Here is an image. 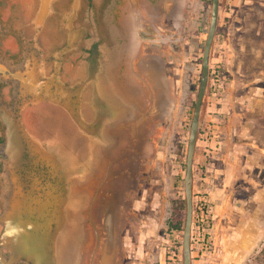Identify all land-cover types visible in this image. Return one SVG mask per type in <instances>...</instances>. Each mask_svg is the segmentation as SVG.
<instances>
[{
	"label": "rangeland",
	"instance_id": "1",
	"mask_svg": "<svg viewBox=\"0 0 264 264\" xmlns=\"http://www.w3.org/2000/svg\"><path fill=\"white\" fill-rule=\"evenodd\" d=\"M212 1L108 0L98 15L103 28L93 27L90 10L84 45L66 50L65 38L51 36L44 23L35 29L37 0H0V62L18 65L31 51L36 60L20 75L23 97H33L17 110L21 166L31 185L49 190L53 210L61 207L43 264H183L184 231L172 235L168 220L175 201H185ZM47 75L77 112L40 83ZM3 97L9 104L7 90ZM54 154L55 165L47 161ZM7 177L0 170V216L10 198ZM193 195L196 222L206 206L212 226L202 252L199 225H192L191 264H264V250L251 259L246 248L250 237L264 235V0L219 2ZM16 216L13 210L9 220ZM2 222L0 264H22L21 257L41 264L1 236Z\"/></svg>",
	"mask_w": 264,
	"mask_h": 264
},
{
	"label": "flooded vegetation",
	"instance_id": "2",
	"mask_svg": "<svg viewBox=\"0 0 264 264\" xmlns=\"http://www.w3.org/2000/svg\"><path fill=\"white\" fill-rule=\"evenodd\" d=\"M107 2L108 0H51L49 10L44 15L42 22H39L40 25L35 23V26L37 25L35 29L37 32H40L44 22V25L46 26V32L49 30L51 36L58 37V35H60L61 37L65 38V44L62 49L71 50L75 47L80 48L84 45V41L86 40L89 33L88 30L90 28V19L86 18L89 11L93 10L92 18L94 19H92L90 16L89 18H91L93 27L99 31L103 27H101L102 25L100 24L98 15H100V12L104 9V7L107 6ZM35 5L36 8H34V15L35 22H37L39 15L42 14L41 10L43 8V0H37ZM34 54L33 51L29 52L23 59L22 63L14 66L7 62H0V106H5L10 112L14 111V106L18 102L25 104L24 102L33 99L31 96L27 98L23 97V91L21 89L22 79L20 78V75H23V77L26 78L27 68L29 67L31 70H33L32 68H36ZM12 60L14 61L15 58L13 57ZM40 83L45 85H48L49 83L52 87L51 91L54 93L56 101L58 100L59 103H63L62 105L64 107L67 105L69 110L70 108L73 110L72 113H74V111L77 112V109L74 108V103L70 104V102H68V98L66 100L63 97L62 93L57 90V85L55 83L53 84V81L50 80V76L47 75L46 81H44V79L40 76ZM5 90H7V95L10 99L9 104H4L5 102L3 103L1 101L4 98L3 94ZM0 126H3V132L0 135V146L3 145V148L0 150V170L5 173L7 171V178L10 180V186H8L10 191V198L8 197L7 199L8 205L5 202L8 207H5L3 210L4 214L0 216V220L3 221L1 236L3 237L5 231L7 230L6 222L9 220L6 218L12 214V211L9 210L12 209L11 206L17 200L21 199L20 194L22 193L25 196V202H23L20 209L22 210V219L23 221L26 220L28 223L33 224L32 228L25 230L31 236L33 235L37 239H41L43 234L41 231L42 226L47 223L52 224L53 222L51 215L55 205L52 206L50 203H47L51 197V193L48 192L49 190H47V188H43V184H41L40 187H35L33 186L35 185L34 182L30 180L27 181V175L30 173V171L29 168L25 166V164H23V166L20 165V169L18 171H8L4 163V160L6 159L4 154V147L6 143L5 126L2 124L1 120ZM95 126H97V123ZM12 174L18 176V181H14ZM20 185L23 188H21ZM44 232L46 231L44 230ZM38 234L41 238L38 237ZM20 259L22 264H32V262L26 257H21Z\"/></svg>",
	"mask_w": 264,
	"mask_h": 264
},
{
	"label": "water",
	"instance_id": "3",
	"mask_svg": "<svg viewBox=\"0 0 264 264\" xmlns=\"http://www.w3.org/2000/svg\"><path fill=\"white\" fill-rule=\"evenodd\" d=\"M219 2L220 0H213L212 1V11H211V22H210V28L209 33L207 36V40L205 43V49L203 54V63H202V76H201V84L198 91V96L196 100L195 110L193 114L192 119V125L190 130V136H189V145H188V151H187V159H186V175H185V203H186V225H185V231H184V242H183V264H191L192 261V252H191V234H192V225H193V215H194V195H193V168H194V155L196 150V143H197V136H198V129H199V121H200V114L202 109V104L204 100V95L207 89L208 85V76H209V67H210V54H211V48L212 44L215 38L217 25H218V17H219ZM22 106V102H18L14 106V111L10 112L5 106H0V120L2 124L5 126V138L6 143L4 147V154L6 156V159L4 160V163L8 169V171H18L20 169V165L22 162V159L25 155V143L23 141L22 137V127L21 124L18 121L17 118V110H19ZM64 108L68 109V106L66 105ZM71 111H73L70 108ZM93 124H87L85 122H81V127H84V129H87L88 127H92ZM18 150V157L16 154L17 159V165L14 160L15 156L12 154L14 151ZM20 148L22 149L21 156H19ZM12 151V152H11ZM48 156V155H47ZM51 159V160H50ZM53 159V160H52ZM55 154L52 156H48L47 161L52 162L54 164L55 162ZM13 163V164H12ZM15 163V164H14ZM59 161L57 162V164ZM55 165V164H54ZM60 165V164H59ZM58 165V166H59ZM65 192V193H64ZM63 194L67 196L66 191H64ZM53 201H60L58 196L53 197ZM16 202L11 206V210L9 211H15L16 210ZM59 209H54L52 214L55 217L53 220V223L45 224L42 226V229L45 230L46 235L50 237L48 239V242L45 238H42L41 245L46 249L48 252H46V255H49V252L51 251L48 245L54 244V238L57 236V232L59 229V223L61 222L62 217L61 215V207ZM21 205H18L17 210L19 212H22ZM42 212V211H41ZM10 216L6 218L9 220ZM29 229V228H26ZM8 237V236H6ZM15 238L18 240V236L10 237ZM53 240V241H52ZM30 243V244H29ZM28 245H31V247L37 246V244H33L30 241L27 242ZM18 251H19V245H16ZM53 248V247H52ZM42 252V251H41ZM43 264V261L41 262Z\"/></svg>",
	"mask_w": 264,
	"mask_h": 264
},
{
	"label": "bare ground",
	"instance_id": "4",
	"mask_svg": "<svg viewBox=\"0 0 264 264\" xmlns=\"http://www.w3.org/2000/svg\"><path fill=\"white\" fill-rule=\"evenodd\" d=\"M57 3V2H56ZM30 4V3H29ZM50 5H51V0H43V8H42V14H40L39 15V22H42V20H43V17H44V15L46 14V11H48L49 10V7H50ZM75 11V10H74ZM41 13V12H40ZM68 15V14H67ZM44 23V22H43ZM39 24V23H38ZM133 27V26H132ZM133 32V31H132ZM133 41L134 42H137V40L135 39V38H133ZM139 41V40H138ZM137 44V43H136ZM132 47V46H131ZM132 58V57H131ZM31 80V77L30 78H28L27 80H24V82H26V86H29L30 85V83H29V81ZM31 82V81H30ZM32 88V90H30L33 94H35L37 91H38V88L37 87H31ZM136 92V91H135ZM135 92L133 91V92H130V96L131 97H133V96H135L136 94H135ZM135 94V95H134ZM105 107V106H104ZM51 108V107H50ZM51 111H53V110H51ZM22 134V133H21ZM22 137H23V135H22ZM52 137V136H51ZM24 141V140H23ZM26 141V140H25ZM37 143H39V142H37ZM40 143H41V141H40ZM35 144H36V142H35ZM60 147V146H59ZM58 147V148H59ZM51 148H52V144H51ZM18 150H19V148L17 149V151H14L12 154H14V156H15V158H14V160H15V162H16V165H17V160H20L19 158L17 159V157H18ZM22 151V149L20 148V153H19V156H21V152ZM12 152V151H11ZM56 153V152H55ZM59 153V152H58ZM16 154H17V157H16ZM60 156V155H59ZM21 161V160H20ZM13 164V163H12ZM15 164V163H14ZM62 165V164H61ZM18 173V172H17ZM15 175V174H14ZM18 177V176H17ZM17 177H15L14 178V181L16 182V181H18V178ZM19 184V183H18ZM25 196L21 193L20 194V200H18L16 203H17V207H18V205H22L23 204V202H25V198H24ZM30 200V199H29ZM17 207H16V219L14 220V223L13 224H17V225H20V226H22L24 229H26V227H24V226H28V228H32V225L33 224H31V223H28L26 220L25 221H23V219H22V216H21V213L22 212H19V211H17ZM25 216V215H24ZM29 226H31V227H29ZM33 228H35V227H33ZM38 228V227H37ZM31 231V230H30ZM42 232H43V234H42V238H45L46 239V241H47V237H46V233L44 232V230L42 229L41 230ZM36 234V233H35ZM38 237H40L39 236V234H38ZM40 237V238H41ZM42 238L41 239H37L36 237H34L33 235L31 236L30 234H28V232L26 231V230H24V232L23 233H21L19 236H18V240L17 239H15V238H13V243H14V245L16 246V245H19V248L21 249V250H23V252H25V253H27V254H29L30 256L29 257H35V258H37V259H39V261H43L44 262V260H45V258L44 257H46V256H48V258H50V256L49 255H46L45 253L46 252H48L47 251V249H46V247H47V245L45 246V248L41 245V240H42ZM28 241H30L31 243H35V244H37V246H34V247H31V245H28L27 244V242ZM30 244V243H29ZM49 247V246H48ZM51 247V246H50ZM21 250H19V252H21ZM50 250H51V248H50ZM42 251V252H41ZM51 253V251L49 252V254ZM85 258H87L86 256H85Z\"/></svg>",
	"mask_w": 264,
	"mask_h": 264
},
{
	"label": "trees",
	"instance_id": "5",
	"mask_svg": "<svg viewBox=\"0 0 264 264\" xmlns=\"http://www.w3.org/2000/svg\"><path fill=\"white\" fill-rule=\"evenodd\" d=\"M195 104L196 103H194V106ZM197 220L198 222H196V217L194 213L193 224L199 225V232H200L201 237H203L202 238L203 242H200L201 248H202L201 251L202 252L208 251L209 249L208 239L210 237V229H211L212 224H211V219L209 217L206 206H204L202 209V212L199 213ZM185 225H186V203L182 199V200L175 201L174 203L173 211L168 220V230L172 232V235H174L175 233L178 234V233L185 231Z\"/></svg>",
	"mask_w": 264,
	"mask_h": 264
},
{
	"label": "crops",
	"instance_id": "6",
	"mask_svg": "<svg viewBox=\"0 0 264 264\" xmlns=\"http://www.w3.org/2000/svg\"><path fill=\"white\" fill-rule=\"evenodd\" d=\"M249 239L250 240H248L247 245H246V248L249 251L248 254H247V257L251 258V259L252 258L254 259L255 257L260 256V254L264 250V242H261V239L264 240V235L263 236L257 235V236H254V237H250ZM254 244L258 245V250H257V252L253 251V255L251 256L252 251H250V250H253L252 245H254ZM259 244L261 245V247H260Z\"/></svg>",
	"mask_w": 264,
	"mask_h": 264
},
{
	"label": "clouds",
	"instance_id": "7",
	"mask_svg": "<svg viewBox=\"0 0 264 264\" xmlns=\"http://www.w3.org/2000/svg\"><path fill=\"white\" fill-rule=\"evenodd\" d=\"M6 225H7V230L5 231L4 235L8 237L19 236L25 230L22 226L13 224L11 220L7 221Z\"/></svg>",
	"mask_w": 264,
	"mask_h": 264
}]
</instances>
